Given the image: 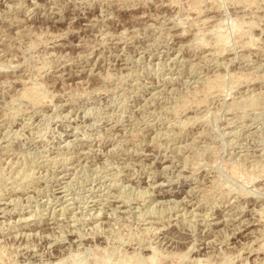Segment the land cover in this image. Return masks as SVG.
Here are the masks:
<instances>
[{"label":"rangeland","instance_id":"obj_1","mask_svg":"<svg viewBox=\"0 0 264 264\" xmlns=\"http://www.w3.org/2000/svg\"><path fill=\"white\" fill-rule=\"evenodd\" d=\"M0 264H264V0H0Z\"/></svg>","mask_w":264,"mask_h":264},{"label":"bare ground","instance_id":"obj_2","mask_svg":"<svg viewBox=\"0 0 264 264\" xmlns=\"http://www.w3.org/2000/svg\"><path fill=\"white\" fill-rule=\"evenodd\" d=\"M95 218V217H94ZM105 218V217H104Z\"/></svg>","mask_w":264,"mask_h":264}]
</instances>
